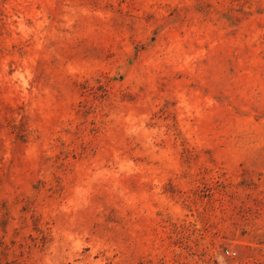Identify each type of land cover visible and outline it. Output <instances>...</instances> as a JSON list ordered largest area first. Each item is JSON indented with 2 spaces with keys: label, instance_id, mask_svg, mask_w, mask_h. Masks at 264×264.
I'll return each instance as SVG.
<instances>
[{
  "label": "rangeland",
  "instance_id": "obj_1",
  "mask_svg": "<svg viewBox=\"0 0 264 264\" xmlns=\"http://www.w3.org/2000/svg\"><path fill=\"white\" fill-rule=\"evenodd\" d=\"M0 264H264V0H0Z\"/></svg>",
  "mask_w": 264,
  "mask_h": 264
},
{
  "label": "built area",
  "instance_id": "obj_2",
  "mask_svg": "<svg viewBox=\"0 0 264 264\" xmlns=\"http://www.w3.org/2000/svg\"><path fill=\"white\" fill-rule=\"evenodd\" d=\"M227 253H231V254H234V252H229V251H226Z\"/></svg>",
  "mask_w": 264,
  "mask_h": 264
}]
</instances>
